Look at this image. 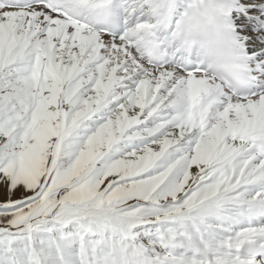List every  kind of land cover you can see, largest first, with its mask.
Returning <instances> with one entry per match:
<instances>
[{
  "label": "snow or ice",
  "instance_id": "1",
  "mask_svg": "<svg viewBox=\"0 0 264 264\" xmlns=\"http://www.w3.org/2000/svg\"><path fill=\"white\" fill-rule=\"evenodd\" d=\"M0 264H264V0H0Z\"/></svg>",
  "mask_w": 264,
  "mask_h": 264
}]
</instances>
